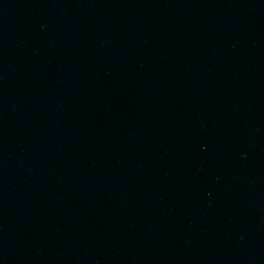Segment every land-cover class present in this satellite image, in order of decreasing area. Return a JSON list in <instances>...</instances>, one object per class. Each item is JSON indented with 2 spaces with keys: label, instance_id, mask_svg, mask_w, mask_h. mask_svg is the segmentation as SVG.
Returning <instances> with one entry per match:
<instances>
[{
  "label": "water",
  "instance_id": "95a60500",
  "mask_svg": "<svg viewBox=\"0 0 264 264\" xmlns=\"http://www.w3.org/2000/svg\"><path fill=\"white\" fill-rule=\"evenodd\" d=\"M264 96V0H0V237L173 159Z\"/></svg>",
  "mask_w": 264,
  "mask_h": 264
}]
</instances>
